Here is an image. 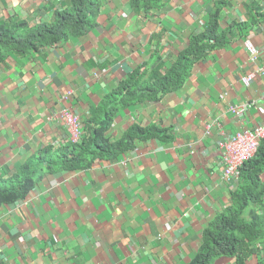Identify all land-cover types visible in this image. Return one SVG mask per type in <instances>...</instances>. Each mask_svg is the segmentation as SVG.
<instances>
[{"label": "crops", "instance_id": "obj_1", "mask_svg": "<svg viewBox=\"0 0 264 264\" xmlns=\"http://www.w3.org/2000/svg\"><path fill=\"white\" fill-rule=\"evenodd\" d=\"M60 4L0 0V20L53 21ZM217 10L229 43L196 62L177 90L119 109L108 132L120 139L137 123L164 136L136 138L113 160L46 172L25 198L1 206L0 264L191 263L247 175L224 176L221 140L264 123V0H163L149 10L102 0L87 34L0 61V178H9L40 151L68 144L64 108L87 135L107 94L143 65L154 67L157 52L169 67ZM246 40L258 49L255 60Z\"/></svg>", "mask_w": 264, "mask_h": 264}, {"label": "trees", "instance_id": "obj_2", "mask_svg": "<svg viewBox=\"0 0 264 264\" xmlns=\"http://www.w3.org/2000/svg\"><path fill=\"white\" fill-rule=\"evenodd\" d=\"M131 1L137 8L144 6L149 10L163 0ZM101 5L102 0H61L53 21L35 23L15 17L0 20V61L10 53L26 56L44 47L64 43L71 36L87 34L97 24ZM219 17L217 10L209 28L193 35L189 47L182 50L169 67L157 52L154 67L143 65L107 94L94 117L88 120V134L83 131L80 142L69 141L59 149L49 146L13 176L0 178V207L25 198L46 172L86 168L97 159L113 160L131 149L136 138L164 136L163 130L156 125L143 127L137 123L120 139L108 132L119 109L146 100H160L177 90L196 62L219 43H229L225 38L230 30L219 31ZM263 154L264 140L256 156L241 167L240 173L247 174L246 178L234 192L232 203L206 228L200 250L190 264H214L221 256L234 257L236 264H251L250 257L255 254L262 255L256 264H264V215L251 207H264V182L260 178L264 169Z\"/></svg>", "mask_w": 264, "mask_h": 264}, {"label": "built area", "instance_id": "obj_3", "mask_svg": "<svg viewBox=\"0 0 264 264\" xmlns=\"http://www.w3.org/2000/svg\"><path fill=\"white\" fill-rule=\"evenodd\" d=\"M246 46L252 54V59L255 60L258 49L251 40H246ZM254 77L255 74H249L243 78V81L246 85H249ZM231 110L234 113H239L243 110V107L232 106ZM62 115L68 130L69 141L73 143L80 142L83 125L79 116L69 108H64ZM263 139L264 123L223 138L219 144V150L222 153L224 163V176L238 178L241 167L256 156Z\"/></svg>", "mask_w": 264, "mask_h": 264}]
</instances>
